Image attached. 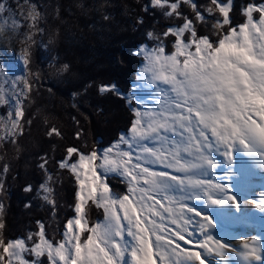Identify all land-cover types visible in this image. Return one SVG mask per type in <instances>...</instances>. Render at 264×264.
Segmentation results:
<instances>
[{
  "label": "snow or ice",
  "instance_id": "1",
  "mask_svg": "<svg viewBox=\"0 0 264 264\" xmlns=\"http://www.w3.org/2000/svg\"><path fill=\"white\" fill-rule=\"evenodd\" d=\"M181 3L190 5L195 21L178 10ZM210 4L215 10L208 7V15L218 11L220 18L211 24V34L201 35L196 21L204 23L206 17L194 0H152L154 7L165 10L164 15L183 17L181 25L170 26L160 35L149 32L156 45H142L137 53L143 64L136 80L154 89L155 105L149 108L141 104L136 89L124 96L115 84L99 86L102 95H119L129 106L136 102L131 108L129 133L102 152L66 148L59 164L73 175L77 190L74 216L66 221L63 238L49 239L40 222L35 234L38 240L33 234L26 239L5 238V224L0 218V264H43L41 258L48 264H210L208 257L213 255L220 257L216 264H229L230 244L206 232L214 226L213 218L204 215L196 223L202 240L191 238L195 232L188 228L193 223L188 213L201 216V212L186 201L207 199L209 205L239 209L238 197L228 195L223 184L201 178L219 165L214 154L221 149L229 165L239 152L264 168V4L244 7L245 22L237 26H231L232 0H210ZM7 10L0 2V14ZM254 13L259 14L258 19ZM24 19L29 21L30 30L20 36L25 45L20 58L27 66L36 44L34 36L42 31L35 5L29 7ZM13 24L20 26L16 20ZM169 37L174 38L171 52L164 43ZM68 68L64 64L59 71ZM15 79L23 87L14 107L13 100L0 90V105L12 107L7 119H0L4 133L0 140L23 134V104L32 91V81ZM53 134L61 135L55 127L48 132ZM76 136L79 139L81 133ZM151 165L165 170H155ZM3 170L7 172V165ZM109 175L127 183L125 194L113 192ZM41 187L45 193L52 191ZM44 199L55 204L48 195ZM89 202L103 210L102 222L89 223ZM253 204L264 211V195ZM245 248L237 253L243 257L241 264H253L251 258L262 260L256 248ZM29 255L34 259H27Z\"/></svg>",
  "mask_w": 264,
  "mask_h": 264
},
{
  "label": "trees",
  "instance_id": "2",
  "mask_svg": "<svg viewBox=\"0 0 264 264\" xmlns=\"http://www.w3.org/2000/svg\"><path fill=\"white\" fill-rule=\"evenodd\" d=\"M32 1L38 5L42 31L34 36L36 44L26 66L32 91L23 104V134L0 147V218L5 224L3 235L10 239L22 237L27 228L36 229L38 222L46 225L48 236L59 233L73 214L76 192L73 175L59 164L66 148L89 152L109 147L128 131L133 120L126 99L114 93L102 95L99 86L115 84L127 95L142 61L135 51L140 45L155 44L147 34L160 35L183 23V17L166 16L164 9L150 7L148 0ZM194 2L206 17L204 23L196 21L198 34H211V24L220 18L218 11L209 16L206 9L215 10L210 0ZM250 3L264 0H232L231 26L244 22L242 9ZM178 10L195 21L187 3H181ZM172 39L164 41L169 52ZM64 64L69 65L68 70L59 71ZM53 127L60 136L48 135ZM77 132L81 133L79 139ZM46 181L54 205L38 194ZM108 183L114 186L116 182L108 178ZM95 214L88 215L90 224Z\"/></svg>",
  "mask_w": 264,
  "mask_h": 264
},
{
  "label": "rangeland",
  "instance_id": "3",
  "mask_svg": "<svg viewBox=\"0 0 264 264\" xmlns=\"http://www.w3.org/2000/svg\"><path fill=\"white\" fill-rule=\"evenodd\" d=\"M0 2L4 3L6 7L8 8L7 12L0 14V90H3V93L5 94L6 98H11L13 100V107H14V100L16 95L19 93L20 89L23 87V84L20 80L14 78L18 77H24L28 79V73H27V68L23 63V60L20 58L21 50L24 48V44L20 40V36L29 31V21L25 20L24 17L27 14V11L31 5H35V8L37 11L38 5L33 2L32 0H0ZM254 4V3H250ZM264 4V3H261ZM148 5L150 7H154L152 5V0H148ZM255 5H260V4H255ZM165 11V10H164ZM40 13V12H39ZM175 16V15H174ZM254 16L258 19L259 14L254 13ZM13 20L19 21V27L13 24ZM7 21V23H5ZM245 22V20H244ZM243 22V23H244ZM39 27V24H38ZM150 39V38H149ZM155 42L152 46L146 45L149 48H152L156 45L157 41L154 39H150ZM140 45L135 53L137 54L140 47ZM140 56V55H139ZM141 57V56H140ZM142 58V57H141ZM143 64V58L141 61V65L139 66V69L137 73L139 72L141 66ZM137 76V74H136ZM136 89V96L139 98L141 104L146 105L147 107L151 108L155 105L157 96L154 91V89L149 86L146 82L144 83H139L137 82L136 78L132 87V90ZM131 90V91H132ZM130 91V92H131ZM127 96V95H125ZM127 101V100H126ZM128 103V102H127ZM137 104L135 101H133V104L130 106L136 107ZM12 110V107H10L7 104L0 105V119H7L8 113ZM130 129V128H129ZM129 129L124 135H127L129 133ZM3 131L0 130V135H3ZM14 137H8L6 139L0 140V147L1 145ZM112 145V144H111ZM110 145V146H111ZM109 146V147H110ZM121 147L125 148L127 150L126 146L121 145ZM108 148V147H106ZM105 149V148H104ZM104 149H101L100 151L102 152ZM223 149H221L220 153H215V158L220 161L219 165L215 169L209 170L203 177V179L206 180H211L214 184L215 183H220L225 186V188L228 190L229 193H232L231 191H234V189L239 186V182L237 179V171L239 167L245 162L244 155L241 153L237 152L234 155L235 162L232 165H229L227 163V158L222 155ZM155 170H165L163 169L162 166L160 165H151ZM109 178H113L114 186H111L112 190L114 193L123 195L127 192V183L122 182L120 177L117 176H112L109 175ZM74 179V177H73ZM42 185H45L46 187L50 188V185L48 182H44ZM41 185V186H42ZM74 185L75 189L77 190V184L74 179ZM40 186L38 194L41 197L43 201L51 205L52 203H49V201L44 199L45 195L49 196V199H51V192L50 193H45L44 189ZM76 193V192H75ZM75 203V202H74ZM91 202H89L90 204ZM186 203L189 206L195 207L198 211L201 212V216H195L192 213H188V215L192 216L193 218V223L188 225V228L190 231H194L195 235L191 237L194 241H199L202 240L204 237L201 235L200 230L196 227V223L198 221H202V218L204 215L209 216L212 219L213 227L206 229V232L210 235H212L216 239H220L219 236L222 235L224 232L225 226L220 225L219 223L216 222V218L218 217V206L215 205H209L207 199L203 201H195V200H187ZM1 204V203H0ZM72 208V207H71ZM72 216H74V211L72 209ZM91 213H96L97 215L94 218L93 224L96 222H102L104 220V213L102 209H97L95 205H93V208L89 207L88 208V215ZM1 214V212H0ZM70 217V218H71ZM44 227L46 225L42 223ZM66 222H64L60 228L59 233L56 236H46L54 241L61 240L62 233L64 231V226ZM169 227H174L173 225L169 224ZM45 230V228H44ZM39 231V224L36 229H28L25 231L24 235L22 237L18 238H27L29 234H33L34 239L38 240V237L35 236V234ZM46 233V230H45ZM86 235V234H85ZM17 239V238H16ZM129 241H131L130 237H126ZM29 245H31L32 241H28ZM182 243V242H181ZM255 242L252 244L255 246ZM27 259L32 260L34 259L33 256H26ZM43 261V264H48L46 258H41ZM210 259V258H208Z\"/></svg>",
  "mask_w": 264,
  "mask_h": 264
},
{
  "label": "bare ground",
  "instance_id": "4",
  "mask_svg": "<svg viewBox=\"0 0 264 264\" xmlns=\"http://www.w3.org/2000/svg\"><path fill=\"white\" fill-rule=\"evenodd\" d=\"M245 162L239 167L236 175L239 182L232 193L238 197L239 209L235 207H219L216 222L225 226L224 232L219 236L220 240L230 244L228 250L229 264H241L243 257L237 255L248 249L256 248L257 255L262 260L251 258L253 264H262L264 261V211L256 208L253 201L260 202L264 195V168L258 161L251 160L244 155ZM256 243L253 246V243ZM235 250V251H233ZM210 264H216L220 257L209 256Z\"/></svg>",
  "mask_w": 264,
  "mask_h": 264
}]
</instances>
